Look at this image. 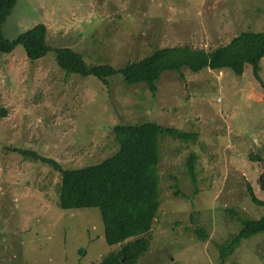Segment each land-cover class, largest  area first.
Masks as SVG:
<instances>
[{
	"label": "rangeland",
	"instance_id": "obj_1",
	"mask_svg": "<svg viewBox=\"0 0 264 264\" xmlns=\"http://www.w3.org/2000/svg\"><path fill=\"white\" fill-rule=\"evenodd\" d=\"M38 24L52 47L121 66L160 45L209 49L240 30H264V0H18L3 33L13 39ZM55 56L50 48L30 59L21 44L0 53V107L8 111L0 118V264H91L118 248L105 242L97 209H59V173L16 148L77 168L116 149L114 125L146 120L197 138L161 137V208L137 264H264V233L219 255L238 218L264 216L247 190L264 202V87L249 63L241 74L167 70L151 93L120 73L105 84L67 72ZM192 152L196 185L187 169Z\"/></svg>",
	"mask_w": 264,
	"mask_h": 264
},
{
	"label": "trees",
	"instance_id": "obj_2",
	"mask_svg": "<svg viewBox=\"0 0 264 264\" xmlns=\"http://www.w3.org/2000/svg\"><path fill=\"white\" fill-rule=\"evenodd\" d=\"M18 0H0V53L12 51L17 44L24 48L26 56L35 59L53 48L59 66L67 72L94 75L103 83L109 76L120 73L126 83L143 82L151 93L159 88L163 72L183 67L200 71L230 68L241 74L247 63L252 66L255 77L264 87L261 74V60L264 57V30H240L227 43L209 49L190 44L160 45L141 57L129 59L121 66L110 63H90L79 50L71 46L52 47L46 41V27L43 24L22 32L10 39L3 33V27ZM7 109L0 107V118ZM116 149L101 161L77 168L65 167L53 158L46 157L32 149L16 148L23 156L40 160L50 165L61 176L58 207L62 210L95 208L103 224V235L110 249L99 260L91 264H137L138 257L148 251L149 232L161 208V137L190 141L197 134L165 126L157 121L122 122L114 125ZM192 152L187 158V169L196 185L195 160ZM264 161L263 158L259 157ZM260 189L264 192V169L259 176ZM252 203L264 207L254 191L247 186ZM239 229L219 246V255L224 260L238 246L243 238L264 233V216L260 219L238 218ZM207 237L204 230L199 231ZM83 252V248L80 249Z\"/></svg>",
	"mask_w": 264,
	"mask_h": 264
}]
</instances>
